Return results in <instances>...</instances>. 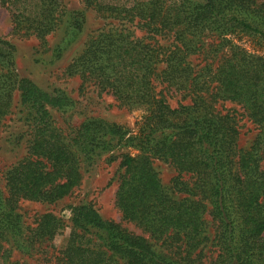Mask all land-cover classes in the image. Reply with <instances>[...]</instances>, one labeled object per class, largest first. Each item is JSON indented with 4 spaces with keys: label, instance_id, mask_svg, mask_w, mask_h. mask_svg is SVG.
<instances>
[{
    "label": "trees",
    "instance_id": "trees-1",
    "mask_svg": "<svg viewBox=\"0 0 264 264\" xmlns=\"http://www.w3.org/2000/svg\"><path fill=\"white\" fill-rule=\"evenodd\" d=\"M0 2L15 30L43 42L60 25L62 0ZM82 2L118 25L92 35L66 71L146 115L136 131L93 118L69 137L49 107H67L71 98L20 79L15 47L0 39V123L16 96L33 110L28 155L7 171L6 195L0 191V238L22 234L15 212L21 200L54 203L79 185L84 168L133 148L136 155H120L116 204L124 219L166 251L82 203L72 207L73 228L60 257L65 264H205L209 242L216 252L210 264H264V54L235 41L245 35L264 47V0ZM169 91L183 97L176 107ZM219 101L240 105L255 125L249 146L239 144L236 109L221 114ZM153 159L193 174L194 187L177 178L175 187L186 195L174 197ZM207 213L214 221L212 240ZM62 226L55 214H42L28 240L52 242Z\"/></svg>",
    "mask_w": 264,
    "mask_h": 264
},
{
    "label": "rangeland",
    "instance_id": "rangeland-1",
    "mask_svg": "<svg viewBox=\"0 0 264 264\" xmlns=\"http://www.w3.org/2000/svg\"><path fill=\"white\" fill-rule=\"evenodd\" d=\"M62 3L60 25L47 37V41L43 42L34 35L15 30L10 11L0 2V39L10 41L15 47L14 58L18 77L48 91L58 89L71 98V104L67 107H49L57 124L65 129L69 137L73 136L84 121L93 118L104 119L136 131L146 115L145 109L121 106L112 94L100 91L92 82L83 83L79 76H71L66 71L73 59L81 54L92 35L118 25V21L101 17L82 0H62ZM212 39L210 42L221 40ZM235 41L251 51L264 54V47H260L262 45L248 36L236 37ZM168 43L169 41L161 39L162 45L166 46ZM193 63L202 65L200 58H193ZM168 96L173 107L183 98L180 93L173 91H169ZM189 100L186 98L184 102ZM215 107L221 114L232 113L231 110L236 109L237 118L241 119L239 144L241 147L249 146L257 130L240 105L231 101H219ZM32 112L33 110L21 103L20 97L16 96L11 113L0 123V191L3 196L6 195L7 171L28 155ZM127 152L136 155L139 151L122 148L111 155H103L92 167L84 168L79 185L69 195L54 203L21 200L15 212L21 215L24 230L22 234L17 232L0 238V264H65L60 257L73 228L72 207L82 203L92 205L106 220L119 224L135 235L147 238L155 244L157 250L163 251L159 243L151 239L136 223L124 219L117 207L116 193L122 173L120 155ZM113 156L116 159L110 160ZM153 166L164 188L176 198L186 195L175 187L177 178L186 182L190 188L195 185L196 178L193 174L180 173L165 160L153 159ZM48 212L55 214L62 221L61 234L52 242L38 240L31 243L28 239H31L39 217ZM205 217L209 223V235L212 240L214 221L209 213ZM204 251L206 257L203 261L210 264L216 255L210 242Z\"/></svg>",
    "mask_w": 264,
    "mask_h": 264
}]
</instances>
